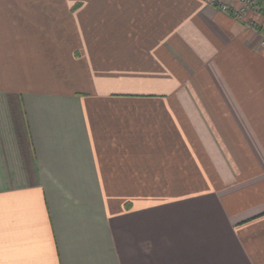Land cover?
<instances>
[{"label":"crops","instance_id":"obj_1","mask_svg":"<svg viewBox=\"0 0 264 264\" xmlns=\"http://www.w3.org/2000/svg\"><path fill=\"white\" fill-rule=\"evenodd\" d=\"M257 27L213 0H0V264H264Z\"/></svg>","mask_w":264,"mask_h":264},{"label":"built area","instance_id":"obj_2","mask_svg":"<svg viewBox=\"0 0 264 264\" xmlns=\"http://www.w3.org/2000/svg\"><path fill=\"white\" fill-rule=\"evenodd\" d=\"M256 0H213V4L224 13L231 15L233 18L243 20L247 15L256 14L260 7ZM254 20L251 21V25L255 26ZM259 32V45L264 49V27H257Z\"/></svg>","mask_w":264,"mask_h":264},{"label":"rangeland","instance_id":"obj_3","mask_svg":"<svg viewBox=\"0 0 264 264\" xmlns=\"http://www.w3.org/2000/svg\"><path fill=\"white\" fill-rule=\"evenodd\" d=\"M222 1H229V0H222ZM256 2H258V6L260 7V9L257 11L256 14H260L264 16V0H256ZM253 13H251L252 15Z\"/></svg>","mask_w":264,"mask_h":264}]
</instances>
